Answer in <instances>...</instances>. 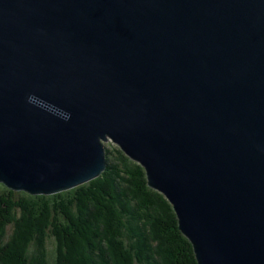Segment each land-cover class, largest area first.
<instances>
[{
	"label": "water",
	"instance_id": "obj_1",
	"mask_svg": "<svg viewBox=\"0 0 264 264\" xmlns=\"http://www.w3.org/2000/svg\"><path fill=\"white\" fill-rule=\"evenodd\" d=\"M108 142L198 264H264V0H0V182L78 186Z\"/></svg>",
	"mask_w": 264,
	"mask_h": 264
},
{
	"label": "trees",
	"instance_id": "obj_2",
	"mask_svg": "<svg viewBox=\"0 0 264 264\" xmlns=\"http://www.w3.org/2000/svg\"><path fill=\"white\" fill-rule=\"evenodd\" d=\"M0 264L198 263L172 204L108 142L101 174L71 189L29 194L0 182Z\"/></svg>",
	"mask_w": 264,
	"mask_h": 264
},
{
	"label": "rangeland",
	"instance_id": "obj_3",
	"mask_svg": "<svg viewBox=\"0 0 264 264\" xmlns=\"http://www.w3.org/2000/svg\"><path fill=\"white\" fill-rule=\"evenodd\" d=\"M148 184V183H147ZM149 186V185H148ZM151 187V186H150ZM73 188V187H72ZM151 188H153V187H151ZM69 189H71V188H69ZM154 190H156V191H158L157 189H155V188H153ZM66 190H68V189H66ZM160 192V191H159ZM57 193V192H56ZM161 193V192H160ZM52 194H54V193H52ZM49 247L50 248H52V245H49Z\"/></svg>",
	"mask_w": 264,
	"mask_h": 264
}]
</instances>
